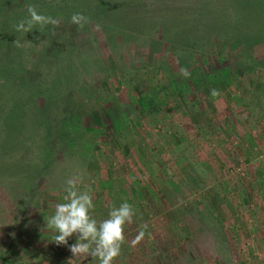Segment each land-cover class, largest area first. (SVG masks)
Wrapping results in <instances>:
<instances>
[{
	"label": "rangeland",
	"instance_id": "374dc122",
	"mask_svg": "<svg viewBox=\"0 0 264 264\" xmlns=\"http://www.w3.org/2000/svg\"><path fill=\"white\" fill-rule=\"evenodd\" d=\"M22 5L0 0L10 19ZM106 7L120 15L114 0ZM130 8L122 12L127 24L135 15ZM98 10L80 9L88 18L82 28L66 17L68 38L55 43L61 49L57 60L43 54L47 41L39 32V43L27 39L22 52L35 56L21 55L22 73L8 74L22 81L4 82L7 91L20 92L29 88L26 71L42 73L55 110L68 114H54L55 121L69 117L63 123L69 132L56 138L51 172L42 173L36 192L26 197L24 188L14 192L0 184V264H98L73 258L45 226L55 205L66 202V181L73 176L80 177L77 190L92 196L89 214L98 222L113 206H133L113 264H264V69L247 72L235 62L230 41L198 42L200 53L211 54L214 46L216 62H229L219 87L210 75L218 96L194 93L164 47L156 54L138 34L122 42L110 40L101 25L97 30L89 16ZM108 19L110 29L121 27ZM14 46L9 38L0 41L6 71L17 66ZM253 54L263 58V47ZM196 111L205 117L199 121ZM61 141L67 143L62 150ZM144 225L143 239L134 244Z\"/></svg>",
	"mask_w": 264,
	"mask_h": 264
},
{
	"label": "trees",
	"instance_id": "16d2710c",
	"mask_svg": "<svg viewBox=\"0 0 264 264\" xmlns=\"http://www.w3.org/2000/svg\"><path fill=\"white\" fill-rule=\"evenodd\" d=\"M19 1L24 4V9L20 8L13 19L0 8L1 19L4 21L0 23V41L9 38L12 44L15 40L22 44L27 39L36 43H39V39H45L47 44L44 45L43 54L46 57L56 54L52 56L53 60H57L56 57L61 54L60 46L55 43L68 38L66 17L72 16V12L82 13V8L87 9L86 14H89L95 6L101 13L98 10L89 19L101 25L110 40L131 41L138 34V38L144 37L146 43L151 44V49L156 54L164 47L163 52L175 59L181 79L194 93L207 94L214 89V82L210 78L212 73H215L216 88L219 87L221 82L218 80L224 77V72L227 71L225 66L229 62L224 57L216 62L218 53L214 46H211V54L200 53L198 42L206 41L209 44L213 40H224L226 44L230 41L235 49V62L244 66L247 72L253 73L255 68L264 69V57L257 59L253 54V49L257 46L264 49V0H114L116 7L113 9L120 12V15L106 10L108 0ZM29 4L34 5L39 14L57 19L59 26L54 28L49 24L41 28L35 25L27 33L16 31L14 26L28 16L26 5ZM128 7L135 14L130 19L131 23L135 19L134 24H127L124 22L126 17L122 18V12ZM108 18H113L121 27L118 30L110 29L113 26ZM50 31L55 32L54 38L49 36ZM38 32L39 39L36 38ZM51 48H55L53 53ZM220 50L227 51L226 48ZM198 52L202 58L200 60L196 58ZM21 55L27 58L32 56L27 55L26 51L23 53L21 47L14 46L13 58L17 66L13 71H6L0 62V184L14 192L24 188L28 195H23L27 197L36 192L42 173L51 172L52 155L57 150L54 143L57 137L66 136V132H69L63 124L69 117L61 124L56 123V115L63 114L65 117L68 114L55 110L50 85L45 82L42 73L34 68L26 71L25 82L29 88L21 87L20 92L7 91L4 82L15 84L16 81H22L20 78L11 79L12 76L8 75L10 71L20 72L23 69L18 61ZM166 63L167 59L161 60L163 67ZM181 68L186 69L189 75L182 74ZM229 76L227 75L231 80L232 77ZM225 80L222 82L225 83ZM52 82L53 80L50 83ZM193 115L199 121L205 117L197 111ZM66 144L61 141L59 149H64ZM32 152H37V156H33Z\"/></svg>",
	"mask_w": 264,
	"mask_h": 264
},
{
	"label": "clouds",
	"instance_id": "9594fccd",
	"mask_svg": "<svg viewBox=\"0 0 264 264\" xmlns=\"http://www.w3.org/2000/svg\"><path fill=\"white\" fill-rule=\"evenodd\" d=\"M26 8L28 16L14 26L16 31L27 33L33 30L35 25L41 28L49 24L54 28L59 26L57 19L39 14L34 5H26ZM70 23L82 28L88 23V18L82 13H73ZM95 27L99 30L100 25ZM13 44L22 47L19 40H15ZM180 71L185 76L189 75L186 69L181 68ZM211 95L216 97L219 92L212 89ZM79 181L78 176L66 181L67 195L63 198L66 202L55 205V212L47 218L45 226L54 232L53 241L57 245H66L73 258L84 261L91 257L96 259L98 264H113L120 255L121 245L125 241L124 226L132 222L133 206L127 202L120 204L119 207L113 206L108 217L98 222L89 214L90 209L94 208L92 196L88 191L77 190ZM144 228L146 225L142 226L135 237L134 244L143 239ZM74 234L75 242L69 244V238Z\"/></svg>",
	"mask_w": 264,
	"mask_h": 264
}]
</instances>
